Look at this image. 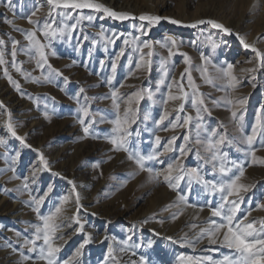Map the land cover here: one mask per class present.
Returning a JSON list of instances; mask_svg holds the SVG:
<instances>
[{
  "label": "rangeland",
  "instance_id": "374dc122",
  "mask_svg": "<svg viewBox=\"0 0 264 264\" xmlns=\"http://www.w3.org/2000/svg\"><path fill=\"white\" fill-rule=\"evenodd\" d=\"M121 1L127 4L128 13L135 16L153 15L156 6L161 9L158 15L184 23L190 21L194 9L197 10L200 19L216 21L232 17L236 19L245 14L249 19L241 18L236 29L240 35L259 29L262 24L258 12L264 11V0H187V3L185 0L119 2ZM5 4H10V8L5 7ZM37 6L40 11L33 19H39L42 23L48 14V6L44 0H0V39L5 41L6 60V64L0 66V138L5 141L0 145V198L3 202L0 205V216L9 215L10 223L12 222L11 226H6L11 229L8 238V245L11 247L6 244V248L11 249L12 253L7 255L8 249L0 248V264H21L19 252H14L13 248L20 249L23 237L30 236L33 231L31 225L38 223L36 213L29 206V191L32 196L39 197L48 192L49 188L52 189L41 206L42 213H47L49 209L59 204L64 196L69 197V202L65 205V215L71 217L76 212L75 193L69 181L75 184V191L80 195L82 207L79 210V219L84 228L83 231L77 232L78 225L72 222L71 227L63 229L64 240L57 241L61 245V251L58 253L61 262L71 258L89 236L90 242L81 250L82 255L77 257L73 264H133V262L139 264L141 256L148 264H179L177 258L180 256L211 255L213 259H220L223 254H228L229 249L219 244L209 245L206 240L193 249L167 239L172 237L179 241L185 234L189 238L193 237L195 230L191 229V224L203 226V222L210 217L207 202L215 206L219 195L210 194L202 185L195 182L188 193L185 180L181 182L179 189L187 195L188 205L196 207L178 203L177 192L171 191L163 182L157 184L147 171H140L135 162L128 159L126 152L113 150V146L103 138L113 125L107 120L103 123L99 120L102 115L107 119L114 118L110 99L113 88H118L119 94L123 97L142 89H152L153 98L149 99L145 95L137 106V120L131 126L134 135L130 138V147L138 148L143 154H149L154 149L163 152L167 142L176 136L177 139L172 145L176 150L163 153L160 157L163 163L150 161L147 166L162 170L168 163H175L179 158L186 169L201 167L205 178L211 180L214 177L210 166H204L195 154L199 148L193 142L196 133V110L191 107L189 101L185 104V112L180 113L181 117L185 114L193 116L191 132L188 128H171L170 121L175 122L174 109L179 102L164 105L163 100L168 94L167 86L172 84L173 80L179 82L181 73L188 68L195 86L199 93L203 94L210 110V115L201 113L204 126L208 129L216 128L226 133L229 138L235 137L239 140L242 133L238 130V123L243 125L244 134H251L258 114L264 122V68H257L256 54L245 49L239 42L232 45L228 35L213 33L205 28H200L199 32L186 31L177 27L169 29L163 24L159 27L152 26L148 35H142L136 24H129L127 21L123 23L115 21L114 24L107 22L104 24L106 26L100 25L101 28H96V20H83L72 33V39L53 40L47 49L49 64L63 75L56 77L51 83L42 80L37 83L33 82V79H26L21 72H17L11 66L10 55L12 40L19 41L17 64L23 72L30 73L32 78L40 77L35 60L23 50L28 43L24 32L34 28V25L28 23L27 16L36 10ZM252 8L255 10L252 11ZM5 19L12 20L13 25L5 23ZM74 19L63 21L57 16L56 24L71 25L75 23ZM165 31L171 35L165 37ZM37 35L44 41L40 33ZM136 37L139 38L137 43L148 41L154 45L152 57L145 55V60H151L150 71L148 67L136 68L140 53L133 50L135 45L124 43L125 40L131 42ZM171 39L177 42V46L172 48L174 55L169 56L168 48L161 47V44ZM110 40L113 42H109ZM259 40L264 47V35ZM168 46L171 47L170 44ZM122 49L124 55L117 61V68L113 73L111 64ZM147 52L148 49H144V53ZM184 54L190 58L189 64L185 63ZM129 57L132 59L131 64ZM101 61L104 62L103 65ZM228 64L234 66V74L239 81L235 90L228 86L225 79L216 78L218 76L216 69L226 68ZM5 67L9 75L19 83L20 91H17L4 75ZM205 67L208 69L207 75L213 78L212 84L207 83L201 74ZM252 68L257 70L247 71ZM165 71L168 72V76L157 91L158 82ZM63 77L68 78L67 83ZM109 77H113L111 85L108 83ZM183 84L191 95L192 88L188 86L187 74ZM81 88L85 91L80 94V103H77L75 97ZM172 91L173 94L177 93L175 84ZM84 96L89 99L85 101ZM229 99L233 101L246 99V103L243 107L230 105L227 103ZM214 100L219 101V106L212 103ZM81 104L90 108L97 121L90 129V133H98L101 138H94L92 134L87 137L84 135L83 126L78 120V116L81 115L78 112ZM121 107L123 109L124 105ZM166 108L170 116L163 124L158 125L156 121ZM232 111L237 112L236 118L232 117ZM145 116L148 118L145 119ZM240 116L243 117L242 121H239ZM9 120L15 127L17 135L24 138L23 142L8 132L6 122ZM136 133L139 135H135ZM186 134L193 138L188 142L192 151L181 157L179 148L185 145L183 137ZM156 136L161 137L159 145L155 143ZM261 139L258 132L254 146L258 149L257 157L264 158V147L259 146ZM237 147L246 146L223 148L230 159L245 165L244 177L240 182L248 185L249 189L242 193L243 202L237 215L242 217L250 213L249 221L264 220V209L257 207L264 204V165L251 163V158L237 151ZM200 151L204 155L202 148ZM41 154L48 161L47 169L40 160ZM96 164H99V167H95ZM233 171L236 172L235 169ZM24 177L28 178L29 189L22 187ZM33 179L35 183H32ZM6 189L8 191H5ZM170 204L176 206L165 210ZM200 206H204L203 211H200ZM173 213L177 214L175 220L172 219ZM146 219L148 223H143ZM161 220L163 223L159 222ZM0 223L2 232L3 224L1 221ZM16 232L21 233L19 238ZM4 233L6 235V232ZM129 236L131 240L128 241L127 250L121 251L126 247L123 241ZM109 246L114 250L115 260L109 257L106 261ZM210 248L219 250L207 251ZM24 251L26 255H34L27 253L26 249ZM37 263L44 264L43 261ZM23 264H33V261Z\"/></svg>",
  "mask_w": 264,
  "mask_h": 264
},
{
  "label": "snow or ice",
  "instance_id": "6c2138e0",
  "mask_svg": "<svg viewBox=\"0 0 264 264\" xmlns=\"http://www.w3.org/2000/svg\"><path fill=\"white\" fill-rule=\"evenodd\" d=\"M48 5V14L45 20L41 23L39 19L34 20L33 17L37 16L39 12V7L36 10L32 11L27 20L29 24L34 25L33 30L24 32L25 40L28 42L27 47L23 49L25 54L29 55L30 58L35 60L36 68L40 70V77L32 78L30 73H25L21 67L16 62L17 56V45L19 41L12 40V67L16 69L17 72H21L26 79H33V82H47L51 83L55 80L56 77H61L63 74L52 67L48 62L49 52L47 49L50 48L51 42L56 39H72V33L76 31L77 27L81 24L83 20L91 21L94 19L92 15H84L83 10H91L95 13H102L104 17H111L115 20H129L137 19L134 15L123 12L116 11L110 7H107L105 4L101 3L100 0H47ZM5 7L10 8V4H5ZM71 10V11H69ZM73 13H76L75 23L69 25L63 23L62 26L56 24V17L59 16L63 21L73 19ZM140 24L137 29L142 35H148V32L151 30V27L159 24L162 19H169L172 24L182 23L176 19H170L168 17H161L159 15L152 14H141L138 17ZM5 23L13 25V21L10 19H5ZM209 24L214 29H222L226 33H230V29L224 27L221 23H218L215 20H204L200 19L193 23L187 24L185 26L195 28L197 25ZM17 31H23L22 29H16ZM37 33H40L44 37L42 41ZM87 39V37H85ZM240 42L244 45L245 48H252L256 53L258 60L257 68H264V53L259 49L255 48L254 45H251L246 42L244 37H239ZM139 40L138 37L134 38L131 42L125 40L124 43L127 45L129 43L135 45L134 51L140 53L139 62L136 64V68L140 69L142 67H148L150 71L151 60H145V55L151 58L153 55L154 45L148 41L142 43H137ZM47 41V43L45 42ZM113 42V41H109ZM171 45L169 47L168 45ZM5 41L0 39V66L6 64L5 60V51H4ZM177 46V42L174 39H171L167 43L161 44V47L168 48V55H174L172 48ZM215 47V44H213ZM144 49H148V52L145 54ZM54 55L55 53H51ZM124 55L123 49L117 55L116 60L111 64L112 72L115 73L117 68V61L121 56ZM185 56V63H190V58L187 54ZM132 59L129 57V64H131ZM101 61V65H103ZM163 67V65H161ZM257 68L248 69L247 71L255 72ZM216 72L218 73L217 79H225L229 87L235 90L239 84L237 76L234 74V66L228 64L226 68H217ZM208 69L205 67L201 70L202 76L205 78L206 82L209 84L213 83V78L207 75ZM187 74V80L189 82L188 86L192 88L191 95L185 89L183 84V79ZM4 75L7 77L9 82L16 88L17 91H20L19 83L14 80L11 75L8 73L7 67L4 68ZM168 76V72L165 71L164 75L161 77L158 82L157 91L159 90V85H163L165 82V77ZM65 83L68 82L67 77H63ZM113 77L108 78V83L111 85ZM175 84L177 88V93L173 94L172 87ZM123 87V85H121ZM168 94L166 99L163 100L165 106L170 102H179L178 106L174 109L176 112L175 122L170 121V126L173 129L177 127L188 128L191 132V125L193 121V116L191 114H185L181 117L180 113L185 112V104L190 101L191 107L196 110L195 120V138L194 144L199 146L196 150V157L198 160L203 162L204 166H210L211 174L213 179H206L202 174L201 167H193L186 169L183 164L180 162V159L177 158L175 163H168L166 168L162 170H155L154 168L147 166L150 161H157L163 163L160 160V157L163 153L171 152L176 149L173 148V143L177 139L176 136H173L164 146L163 152L153 150L149 154H143L136 147H130L131 140L134 133L131 130V126L136 123L137 120V106L145 98V95L149 99H152L154 92L152 89H142L131 93L130 95L123 97L119 94L118 88H113L111 90L110 99L112 101V107L114 109V118L107 119L105 116H101L99 122H109L113 125L110 132L103 136L112 146L114 151H124L128 154V159L133 160L135 164L139 167L140 171H147L150 177L156 181L157 184L163 182L167 187L174 192H177V202L184 204L186 206L196 207L195 205H188L187 195L179 189L181 182L187 181V192H191L192 183L202 185L203 189L209 192L212 195H219V200L216 205L213 206L211 202H207L206 206L210 210V217L203 222V226L198 224H191V229L195 230L193 237L189 238L187 234L182 237L179 241L174 240L172 237H167L168 240H171L173 243H181V246H188L193 249L197 247L203 241H207L209 245L219 244L221 247L229 249L228 254H223L220 259H213L211 255L205 256H180L178 257L179 264H264V220L260 221H249L248 215L245 214L242 217H238V212L240 211L241 203L243 202L242 193L247 192L249 186L241 183V179L244 177L245 165L242 162L232 160L229 158L227 152L223 150L225 146H236V145H245L246 147H237V151H241L245 154L246 157L251 158V163L262 164L264 165V158L257 157V147L254 146L257 141L258 132L261 135L262 139L260 141V147H264V122L261 121V117L257 115L256 125L253 126L251 134L243 133V125L238 123V130L242 133V138L237 140L235 137L229 138L226 133L218 131L216 128L208 129L203 124V116L201 113H208L210 115V110L203 98V94L199 93L198 88L195 86L192 76L188 68H185L184 73H181V79L179 82L173 80L172 84L168 86ZM84 89L81 88L79 93H77L75 99L77 103H80V94L84 93ZM108 98V97H105ZM83 99L87 101L89 98L84 96ZM94 99V98H93ZM216 106H219V101H212ZM230 105H239L243 107L246 103V99H239L233 101L229 99L227 101ZM122 104L124 105L122 109ZM47 107V105H45ZM78 112L81 114L78 116L79 123L83 126V133L87 137L90 134L94 138H101L98 133H90V129L97 121L93 117V113L90 108L84 104H81ZM47 116V112L45 113ZM170 112L165 109L162 115H160L159 120L156 121L158 125L163 124V122L168 119ZM232 117H237V112L232 111ZM148 117L145 116V119ZM243 117H239V121H242ZM87 121V122H86ZM182 121V123H181ZM222 127V126H221ZM6 128L8 132L11 133L13 137L21 140L23 142L24 138L17 135L16 129L13 124L6 122ZM167 130V129H164ZM204 134L203 136L201 134ZM135 135H139L136 133ZM186 142L185 145H182L179 148L180 156L183 157L192 151V148L188 146V142L192 140L190 134H186L183 137ZM161 137H155L156 145L160 144ZM5 143L3 138H0V145ZM30 147V146H29ZM200 148L203 149L204 155L201 154ZM19 154L17 153V156ZM111 159V157H109ZM40 160L44 168H48V161L41 154ZM95 167H99V164H96ZM236 170L234 172L233 170ZM14 172L15 169L13 168ZM218 177V178H217ZM19 179V177H14ZM24 183L22 187L24 189H29L28 178L24 177ZM32 183H35V179L32 180ZM73 185V192L75 193V204L76 212L68 217L65 215L66 208L65 205L69 202V197L64 196L60 199L59 204L55 205L53 208L49 209L47 213L41 212V206L44 204L45 198L48 195V192H51L52 189L49 188L48 192L43 195L36 197L32 196L29 191L30 203L29 206L33 208V211L37 215L38 223L31 225L33 231L30 236L23 237L20 249L13 248V251L19 252L21 258V264L27 261H33V264H36L38 261H43L44 264H73V261L77 257L82 255V249L87 245L91 237L86 238L83 243L80 244L79 248L76 250L74 255L68 260L59 261L58 253L61 251V245L57 241L64 240L63 229L65 227H71V223L74 222L78 227L76 228L77 232L83 231L84 225L79 219V210L80 207V195L75 191L76 186L72 181H69ZM5 191H8L7 189ZM176 205L170 204L165 210L172 208ZM260 209H264V204L257 206ZM204 206H200V211H203ZM177 214L173 213L172 219L175 220ZM218 218V219H213ZM163 223V221H159ZM143 223H148L146 219ZM16 236L19 238L21 236L20 232H16ZM107 239V237H106ZM131 240V236L127 240L123 241V244L126 246L121 249V251H126L128 246V241ZM11 247V245H8ZM149 246H151L149 244ZM27 250V253L34 255H26L24 250ZM219 249H208L207 251H218ZM113 248L109 246L108 256L105 257L107 261L109 257L115 260L113 257ZM135 255V253H133ZM135 264V262H133ZM139 264H148L146 259L141 256Z\"/></svg>",
  "mask_w": 264,
  "mask_h": 264
},
{
  "label": "bare ground",
  "instance_id": "6f19581e",
  "mask_svg": "<svg viewBox=\"0 0 264 264\" xmlns=\"http://www.w3.org/2000/svg\"><path fill=\"white\" fill-rule=\"evenodd\" d=\"M37 1V0H36ZM41 1V0H40ZM120 0H100V2L101 3H103V4H105L107 7H110V8H112V9H114V10H116V11H123V12H128V7H127V4L126 3H123V1H121V2H119ZM148 1H150L151 2V0H148ZM187 0H185V2H186ZM44 3H46V5H47V0H44ZM187 3V2H186ZM254 4V3H253ZM39 5H40V3H39ZM48 6V5H47ZM38 7V6H37ZM130 8V7H129ZM33 9H34V7H33ZM253 9V8H252ZM29 10V9H28ZM161 9L160 8H158V7H156L155 6V8H154V14L153 15H158V13H159V11H160ZM255 10V8L252 10V11H254ZM40 11V10H39ZM69 11H71V10H69ZM26 12H28V11H26ZM45 12V11H44ZM152 13V12H151ZM259 13V20L261 21V23L260 24H262V26L259 28V29H257L255 32H250V33H248V34H243V35H240V33L236 30L237 29V27H239V24H240V19L242 18H246V15L245 14H242V15H240V17L238 16V18H236V19H234L232 16V18H224L223 20H221V21H217L218 23H221L222 25H224V27H226V28H228V29H230L231 31H230V33H226V32H224L222 29H214V28H212L209 24H203V25H197V27H195V28H191V27H187V26H185V25H187V24H190V23H193V22H195V21H197V20H200V18H199V16H198V13H197V10L196 9H194V11H193V13L191 14V19H190V21L189 22H182V23H180V24H172L171 22H170V20L169 19H162L161 21H160V23L159 24H156V26L157 27H159L160 25H163V24H166L167 25V27H169V29H172L173 27H177L178 29H184V30H196L197 32H199V29L200 28H205V29H207L208 31H210V32H213V33H221V34H223V35H228L230 38V40H231V42H232V45L233 44H236L237 42H239V43H241L240 42V39H239V37H244L245 38V40H246V42L247 43H249V44H251V45H254V47L255 48H257V49H259L262 53H264V47H263V45L262 44H260V40H259V38L262 36V35H264V11L262 10V11H260V12H258ZM46 14V13H45ZM83 14L84 15H92L93 17H94V19L92 20V21H97L96 22V28L98 27V28H101V26L100 25H104V24H107V22H109L110 24H114L115 23V21H120V20H115V19H113V18H111V17H104L103 16V14L102 13H95V12H92L91 10H87V9H85V10H83ZM131 14V13H130ZM43 15V14H42ZM41 15V16H42ZM132 15H134V14H132ZM75 16H76V13H73V17L75 18ZM135 16V15H134ZM160 16V15H159ZM257 16V17H258ZM137 19H129V20H124V22L125 21H127L129 24H136L138 27L140 26V24L142 23L141 21H139V19H138V17L139 16H135ZM162 17V16H161ZM169 18V17H168ZM172 19V18H171ZM241 19V20H242ZM246 19H249V16L246 18ZM71 20V19H70ZM75 20V19H74ZM204 20H213V19H204ZM216 21V20H215ZM122 23H123V21H121ZM121 22H118V23H121ZM28 25V24H27ZM123 25V24H122ZM94 26V25H93ZM104 26H106V25H104ZM110 30H112V27H110ZM171 31V30H170ZM198 34V33H197ZM168 35H171L168 31H165V34H164V36L166 37V36H168ZM157 45V44H156ZM241 45H243L242 43H241ZM243 47H244V45H243ZM245 48V47H244ZM245 49H247V50H250V51H252V52H254L253 50H252V48H245ZM251 53V52H250ZM255 53V52H254ZM256 54V53H255ZM27 55V54H26ZM238 64V63H237ZM7 66V65H6ZM238 67V66H237ZM3 69V68H2ZM3 119V118H2ZM7 119V118H6ZM4 121H2V123H3ZM1 123V122H0ZM5 123V122H4ZM3 202H2V198H0V205L2 204ZM5 205V204H4ZM6 215H8V214H6ZM12 217V216H11ZM10 218H9V215L8 216H5V217H1L0 216V221L2 222V224H3V227H2V232H0V248H3V249H8V248H6V246L8 245V238H9V234H11L10 232H11V229H10V227H6V226H11V223H10ZM1 224V223H0ZM4 232H6V235H5V233ZM7 244V245H6ZM4 250V251H5ZM3 251V250H2ZM1 253V252H0ZM12 253V250L10 249H8L7 250V255H10ZM3 254V253H2ZM1 256V255H0ZM5 256V255H4ZM1 258V257H0ZM9 258V257H8ZM5 259V258H4ZM10 260V259H9ZM9 260H8V262H9ZM4 264H7V263H4ZM9 264V263H8ZM37 264H39V263H37Z\"/></svg>",
  "mask_w": 264,
  "mask_h": 264
}]
</instances>
